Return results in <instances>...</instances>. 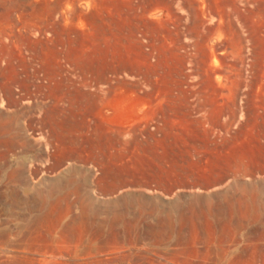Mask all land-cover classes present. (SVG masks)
Returning a JSON list of instances; mask_svg holds the SVG:
<instances>
[{
    "label": "rangeland",
    "instance_id": "obj_1",
    "mask_svg": "<svg viewBox=\"0 0 264 264\" xmlns=\"http://www.w3.org/2000/svg\"><path fill=\"white\" fill-rule=\"evenodd\" d=\"M0 264H264V0H0Z\"/></svg>",
    "mask_w": 264,
    "mask_h": 264
},
{
    "label": "bare ground",
    "instance_id": "obj_2",
    "mask_svg": "<svg viewBox=\"0 0 264 264\" xmlns=\"http://www.w3.org/2000/svg\"><path fill=\"white\" fill-rule=\"evenodd\" d=\"M68 96H69V92H67L63 86H59V88L57 89V100H58V102L63 101L65 98H68ZM88 97L90 98V101L92 104H94V105L99 104V98L97 96L89 95ZM59 114H60V112L58 111L55 115V118L58 117Z\"/></svg>",
    "mask_w": 264,
    "mask_h": 264
}]
</instances>
